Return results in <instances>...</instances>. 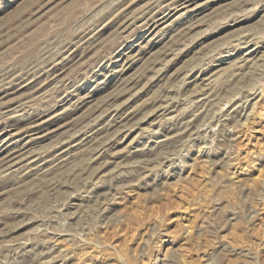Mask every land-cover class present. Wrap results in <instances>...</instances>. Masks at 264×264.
Segmentation results:
<instances>
[{"label":"rangeland","instance_id":"rangeland-1","mask_svg":"<svg viewBox=\"0 0 264 264\" xmlns=\"http://www.w3.org/2000/svg\"><path fill=\"white\" fill-rule=\"evenodd\" d=\"M0 264H264V0H0Z\"/></svg>","mask_w":264,"mask_h":264},{"label":"bare ground","instance_id":"bare-ground-1","mask_svg":"<svg viewBox=\"0 0 264 264\" xmlns=\"http://www.w3.org/2000/svg\"><path fill=\"white\" fill-rule=\"evenodd\" d=\"M190 7V6H189ZM196 10V9H195ZM138 59V58H137ZM120 70V69H119ZM128 80V79H127ZM37 129V128H36ZM47 130V129H46ZM40 138V137H39ZM4 159V158H3ZM9 161V160H8ZM14 161V160H13Z\"/></svg>","mask_w":264,"mask_h":264}]
</instances>
